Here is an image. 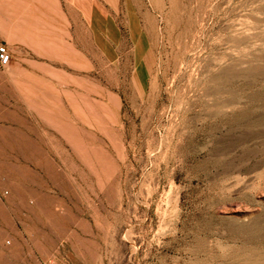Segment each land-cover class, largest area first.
<instances>
[{
  "label": "rangeland",
  "instance_id": "1",
  "mask_svg": "<svg viewBox=\"0 0 264 264\" xmlns=\"http://www.w3.org/2000/svg\"><path fill=\"white\" fill-rule=\"evenodd\" d=\"M1 43L0 264H264V0H0Z\"/></svg>",
  "mask_w": 264,
  "mask_h": 264
},
{
  "label": "built area",
  "instance_id": "2",
  "mask_svg": "<svg viewBox=\"0 0 264 264\" xmlns=\"http://www.w3.org/2000/svg\"><path fill=\"white\" fill-rule=\"evenodd\" d=\"M10 61V53L8 51V48L6 44L1 43L0 44V65L4 66L8 64Z\"/></svg>",
  "mask_w": 264,
  "mask_h": 264
},
{
  "label": "bare ground",
  "instance_id": "3",
  "mask_svg": "<svg viewBox=\"0 0 264 264\" xmlns=\"http://www.w3.org/2000/svg\"><path fill=\"white\" fill-rule=\"evenodd\" d=\"M16 33H19L18 31H16V30H14ZM19 39H20V37H19ZM37 106V105H36ZM35 106V107H36ZM37 108V107H36ZM37 110H38V108H37ZM40 112H42V110L40 111ZM48 119V118H47ZM50 120V119H49Z\"/></svg>",
  "mask_w": 264,
  "mask_h": 264
},
{
  "label": "crops",
  "instance_id": "4",
  "mask_svg": "<svg viewBox=\"0 0 264 264\" xmlns=\"http://www.w3.org/2000/svg\"><path fill=\"white\" fill-rule=\"evenodd\" d=\"M13 37H14V35H13ZM14 39H16V38L14 37Z\"/></svg>",
  "mask_w": 264,
  "mask_h": 264
}]
</instances>
